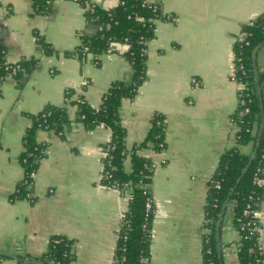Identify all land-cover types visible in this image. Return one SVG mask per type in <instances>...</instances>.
<instances>
[{"label":"crops","instance_id":"1","mask_svg":"<svg viewBox=\"0 0 264 264\" xmlns=\"http://www.w3.org/2000/svg\"><path fill=\"white\" fill-rule=\"evenodd\" d=\"M89 1L102 9L117 4ZM145 1L159 4L167 19L155 21L145 46L146 78L134 97L122 100L119 112L128 151L145 138L155 112L165 119L164 148L154 154L149 147L139 151L156 164L147 263L201 264L209 184L222 152L235 146L238 130L233 114L241 85L232 78L233 45L245 24L264 13V0ZM99 28L76 0H52L46 14L35 13L32 0H0L3 60L18 65L15 74L0 76V264L39 257L54 235L72 241L69 264H114L130 190L100 183L110 135L104 125L87 129L70 120L58 132L38 127L36 141L44 148L32 185L34 200L12 197L24 177L20 154L34 115L47 105L62 106L67 89L97 106L112 81H131L124 42H112L97 62L91 53L82 59L67 54L81 34L93 35ZM256 49L255 69L264 72V43ZM261 90L264 109V78ZM263 123L254 125L253 135ZM238 148L252 155L254 141ZM125 159L124 170L130 172L131 159ZM259 208L264 264V192ZM217 229L222 264H240L231 201Z\"/></svg>","mask_w":264,"mask_h":264},{"label":"trees","instance_id":"2","mask_svg":"<svg viewBox=\"0 0 264 264\" xmlns=\"http://www.w3.org/2000/svg\"><path fill=\"white\" fill-rule=\"evenodd\" d=\"M76 1L84 7L85 17L97 20L100 28L93 35L81 34L79 44L67 54L82 59L85 53H91L97 62L98 55L104 54L112 42L125 41L128 44L125 56L131 66L132 79L130 82L112 81L104 90L97 106L91 105L73 89L65 90L62 106L47 105L33 116V124L24 136L20 162L24 175L32 170L36 171L44 148L36 141L35 132L38 127L58 132L70 120L82 122L87 129H92L98 124L107 127L110 135L104 151L106 155L102 158L100 183L109 186L111 182L116 181L121 184L118 190H130V198L117 234L113 261L116 264H148L144 259L148 261L149 258V235L155 209L153 204L147 212L145 203L147 198L152 201L150 186L153 170L150 166L153 159L139 151L149 147L158 152L164 148L165 119L161 113L156 112L151 117L145 138L129 152L132 169L126 172V148L123 141L126 134L120 121L119 109L122 100L134 97L138 87L145 80L147 58L142 49L154 36L155 21L165 20L167 16L159 4L145 0H117L114 7L106 9L89 0ZM32 7L35 13L46 14L51 7V0H32ZM241 33L242 38L237 36L233 45L235 79L242 84L238 91V107L233 114L238 130L235 146L222 152L209 184L204 220L208 234L203 236L201 264H222L217 246V223L224 203L232 202L233 222L238 227L247 220V216L243 215L245 206L250 203L254 207L255 202L259 205L264 192L263 183L253 182L254 174L264 176V123L261 131L256 135L252 134L254 125L264 121L261 102L264 72H257L253 56L255 49L264 43V13L252 19L250 24H245ZM6 73L3 56L0 54V76ZM70 108H73L72 118ZM251 140L254 141L252 158L251 155L241 153L238 148V145ZM239 177L240 180L236 183ZM216 181L220 182L218 187L215 186ZM25 191L21 182L12 197L20 198L24 196ZM241 235L238 251L240 264H262L263 254L255 247L256 235L247 228ZM72 244L70 239L54 235L49 239L46 251L39 257L20 256L18 259L21 264H69L73 260Z\"/></svg>","mask_w":264,"mask_h":264},{"label":"built area","instance_id":"3","mask_svg":"<svg viewBox=\"0 0 264 264\" xmlns=\"http://www.w3.org/2000/svg\"><path fill=\"white\" fill-rule=\"evenodd\" d=\"M250 23H251V21L249 22V24ZM242 36L240 38H242ZM124 43H126V42L124 41ZM142 51L145 52V48H143ZM0 54H2V56H3V50H0ZM4 68H5V70H7V72H9L11 74H15L16 71L18 70V65H11V64H8V63L4 62ZM232 78H233V80L236 81L235 74H234V70H233ZM237 82L239 83V81H237ZM240 85L242 86L241 83H240ZM129 152L130 151H128L126 149V156L127 155L129 156ZM151 153L154 154L155 152L153 150H151ZM104 155H106V154L104 153ZM155 167H156V164L153 161V163L150 166V169L154 170ZM263 170H264V168H263ZM35 172H36L35 170H32V171L28 172L27 174L24 175L23 180H22V183L24 184L25 190H26L25 191V194H24V197L27 198L29 201H33L34 200V194L32 192V185H33V180H34V177H35ZM100 178H102V173L100 174ZM263 180H264V178L261 177V176L259 177L257 175V173L254 174V176H253V182H255V183H257V182L258 183H262V182H264ZM219 183H220L219 181H216L215 186L218 187V184ZM120 185L121 184H119L118 182L113 181V182L110 183L109 187L118 190V188H119ZM143 186H145V185H143ZM250 198H252V197L250 196ZM254 205L255 206L252 207L251 204L248 203L245 206L246 208L243 209V215L247 216V220L244 221V222H242V223H240L239 226L237 227V229H238L239 234H240V239L242 237V235H241L242 231H244L246 228L248 230H250L252 233H254L256 235L255 247L258 250V252L259 251L262 252L261 243L259 241V232H260V229H261L260 221L262 219L263 214H262V212H261V210L259 208V205H257V202H255ZM152 206H153V201H151L150 198H147V201L145 203L146 211L148 212L149 210H151ZM206 234H208V232H205L203 234V236L206 235ZM151 236H152V234L150 232L149 237L151 238ZM55 242H57V240ZM144 261L146 263L148 262L146 258L144 259ZM114 264H116L115 261H114Z\"/></svg>","mask_w":264,"mask_h":264},{"label":"water","instance_id":"4","mask_svg":"<svg viewBox=\"0 0 264 264\" xmlns=\"http://www.w3.org/2000/svg\"><path fill=\"white\" fill-rule=\"evenodd\" d=\"M256 50H257V49H256ZM256 50H255V52H256ZM254 55H255V53H254ZM253 155H254V153H252L251 158L253 157ZM245 169H246V167H245ZM245 169L243 170V172L245 171ZM239 180H240V177H239V179H237L236 183H237ZM227 203H228V201H226V202L224 203L223 207H222V210H221V212H220L219 219H218V224H219L220 218H221V216H222L223 210L226 208Z\"/></svg>","mask_w":264,"mask_h":264},{"label":"rangeland","instance_id":"5","mask_svg":"<svg viewBox=\"0 0 264 264\" xmlns=\"http://www.w3.org/2000/svg\"><path fill=\"white\" fill-rule=\"evenodd\" d=\"M51 4H52V0H51Z\"/></svg>","mask_w":264,"mask_h":264}]
</instances>
